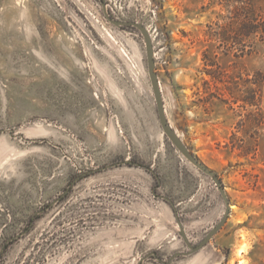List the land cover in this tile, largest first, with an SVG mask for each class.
<instances>
[{"label": "rangeland", "instance_id": "1", "mask_svg": "<svg viewBox=\"0 0 264 264\" xmlns=\"http://www.w3.org/2000/svg\"><path fill=\"white\" fill-rule=\"evenodd\" d=\"M103 1L150 31L168 121L229 200L170 264H264V44L229 40L247 0H0V264H166L189 250L178 221L197 245L224 213L161 128L141 32Z\"/></svg>", "mask_w": 264, "mask_h": 264}, {"label": "water", "instance_id": "2", "mask_svg": "<svg viewBox=\"0 0 264 264\" xmlns=\"http://www.w3.org/2000/svg\"><path fill=\"white\" fill-rule=\"evenodd\" d=\"M102 10L103 14L106 17V19L111 22L114 25L117 26H134L139 31L141 32L144 42H145V52H146V62H147V71L152 87V92L154 95L155 103H156V110H157V115L159 119V123L161 125V128L164 132V134L169 138V140L172 142V144L176 147V149L190 162L192 163L195 167H197L199 170L202 172L208 174L211 176L219 190V192L222 195V198L225 202V210L222 215V217L219 219V221L213 225V227L206 233V235L203 237V239L197 244V245H192L190 243L184 228L182 227V224L180 221H178L181 234L185 240L186 245L188 246L189 250L185 252H175L171 258L166 261V264H170L175 256L178 254L182 255H189L191 253H194L201 248H203L211 239V237L218 231V229L223 225L225 220L227 219L229 212H230V204L229 200L227 198V195L225 193L224 187L221 184V181L216 180V173L209 169L204 163H202L191 151L190 149L186 146V144L183 142L182 138L178 134V132L172 127L170 122L168 121L167 115H166V110L164 107L163 99H162V93H161V87H160V82L158 79V75L154 71L155 67V60H154V51H153V43H152V36L148 28L142 24L141 22L138 21H124L120 19H116L110 16L106 9V3L103 1L102 2ZM114 164L107 165L106 167L113 166ZM105 168V167H103ZM164 262V261H163Z\"/></svg>", "mask_w": 264, "mask_h": 264}, {"label": "trees", "instance_id": "3", "mask_svg": "<svg viewBox=\"0 0 264 264\" xmlns=\"http://www.w3.org/2000/svg\"><path fill=\"white\" fill-rule=\"evenodd\" d=\"M232 18L233 35L229 38L232 45L242 46L241 51L244 52L252 51L259 42L264 44V11L258 13L247 0L243 6L233 10Z\"/></svg>", "mask_w": 264, "mask_h": 264}]
</instances>
